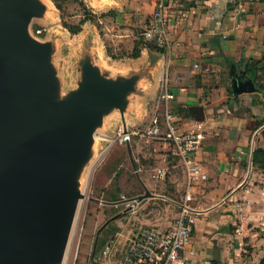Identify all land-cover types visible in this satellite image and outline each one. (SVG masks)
I'll list each match as a JSON object with an SVG mask.
<instances>
[{
    "label": "crops",
    "instance_id": "crops-1",
    "mask_svg": "<svg viewBox=\"0 0 264 264\" xmlns=\"http://www.w3.org/2000/svg\"><path fill=\"white\" fill-rule=\"evenodd\" d=\"M84 1L97 11L126 10L128 1L131 8L141 7V0ZM146 1L149 18L157 0ZM45 3L54 6L52 0ZM166 12L170 47L162 51L144 47L139 57L119 62L124 66L119 69L129 74L146 70L137 83L138 91L128 97H149L152 116L163 114L159 95L167 76L179 130L204 133L197 159L208 179L191 188L194 199L200 201L193 207L198 215L184 254L192 264H259L264 258V168L253 163V152L264 147V90L260 88L264 70L257 73L259 81L246 66L251 58H264V0H168ZM92 27L86 22L78 34L96 37ZM87 48L91 62L106 75L105 63L112 64L96 53L91 42ZM248 79L254 81L255 91H234L235 82ZM194 105L203 106V120L192 112ZM157 146L168 152L161 159L169 169L166 177L174 186L182 178L186 182L185 169L169 144L160 141ZM165 167H159L161 178ZM146 183L152 195H157L154 184ZM241 213L245 220L239 232ZM245 244H251L250 251Z\"/></svg>",
    "mask_w": 264,
    "mask_h": 264
},
{
    "label": "water",
    "instance_id": "water-1",
    "mask_svg": "<svg viewBox=\"0 0 264 264\" xmlns=\"http://www.w3.org/2000/svg\"><path fill=\"white\" fill-rule=\"evenodd\" d=\"M44 8L39 0H0V264H64L78 200L85 197L73 184L94 127L113 104L123 120L116 133L129 131L128 95L138 91L146 71L108 81L88 59L80 89L52 103L51 42L28 29ZM233 87L238 93L257 89L252 79ZM191 110L204 119L203 106ZM149 196L145 186L130 200Z\"/></svg>",
    "mask_w": 264,
    "mask_h": 264
},
{
    "label": "rangeland",
    "instance_id": "rangeland-1",
    "mask_svg": "<svg viewBox=\"0 0 264 264\" xmlns=\"http://www.w3.org/2000/svg\"><path fill=\"white\" fill-rule=\"evenodd\" d=\"M39 1L45 3V0ZM58 3L61 9L54 2V6H46L28 23V29L43 28L40 34H33L29 29L33 37L51 42L48 58L55 76L52 103L70 99L80 89L84 81L83 66L90 57L87 48L90 42L96 53L112 64L104 65L106 75H102L108 81L123 74L129 75L119 69L124 68L119 62L136 58L131 56L136 45L140 48V55L144 47L155 49L143 40L141 34L148 20L146 0L140 1V8H131L133 5L128 1L131 9L118 7L119 10L110 8L106 11H97V7L85 1L93 13V20L86 22L93 25L96 34L90 38L78 34L86 22L76 34L69 28L80 26L85 16L80 3L75 0H58ZM128 100L126 124L135 132L129 143H121L116 138V128L123 123L116 105L106 106L94 127L90 146L73 184V188L82 190L85 197L78 200L64 264H120L129 240L143 228L155 226L169 230L180 216L187 181L182 178L180 185L171 183L166 177L170 174L169 169L161 160L168 152L158 148L160 140L147 134L153 117L150 111L152 100L149 97L142 100L137 95L128 97ZM167 158L172 160L170 156ZM159 167L166 168L165 177H159ZM146 182H152L158 194L141 201L130 200L145 193ZM199 201L196 197L189 203L194 207ZM194 215L196 219L198 214ZM111 241V250L106 253ZM244 247L247 252L252 248L251 244Z\"/></svg>",
    "mask_w": 264,
    "mask_h": 264
},
{
    "label": "built area",
    "instance_id": "built-area-1",
    "mask_svg": "<svg viewBox=\"0 0 264 264\" xmlns=\"http://www.w3.org/2000/svg\"><path fill=\"white\" fill-rule=\"evenodd\" d=\"M168 0H157L153 13L149 16L145 28L142 30L144 41L154 42L158 48L170 47L169 20L167 16ZM42 33L43 28L34 30ZM198 67V64H195ZM169 79L164 77L162 93L159 102H162L163 114L152 117L151 125L147 134L160 141L169 144L171 151L176 155L187 174V191L181 205V213L175 226L169 230H161L155 226L143 228L132 237L122 254L120 264H192L184 254L185 247L190 243L195 228L194 208L189 201L194 198L191 188L194 185L208 179V174L203 170L197 159V151L204 140L202 131H180L177 117L171 102L174 94L168 91ZM133 131L117 129L116 138L121 143H129L133 137ZM160 174V170H159ZM158 174V175H159ZM238 209L243 207L237 204ZM245 216L239 217V232L244 228ZM112 241L108 244L105 252L111 250Z\"/></svg>",
    "mask_w": 264,
    "mask_h": 264
},
{
    "label": "trees",
    "instance_id": "trees-1",
    "mask_svg": "<svg viewBox=\"0 0 264 264\" xmlns=\"http://www.w3.org/2000/svg\"><path fill=\"white\" fill-rule=\"evenodd\" d=\"M56 5L58 6V8L61 9V6L58 3V0H53ZM78 3H80V5L82 6L83 10H84V18L81 20V24L80 26L76 27V28H72L71 26H69L70 30L72 33L76 34L78 32H80L82 30V25L88 21V20H93V13L91 10H89L87 8V4L85 3L84 0H75ZM144 40V39H143ZM147 43L150 44V46H152L155 49H158L159 51H162V48H158V46L152 42V41H145ZM132 57H139L140 56V48L136 45L133 49V52L131 54ZM264 70V58L262 59H254L251 58L248 60L247 66H246V71L249 73V75H255L256 79L259 80V76H257L259 71H263ZM260 81V80H259ZM260 88L264 90V84H260ZM262 135L264 137V128L262 129ZM253 163L255 165H258L260 168H264V147L262 146H258L255 148L254 152H253ZM259 264H264V258H262L259 262Z\"/></svg>",
    "mask_w": 264,
    "mask_h": 264
},
{
    "label": "bare ground",
    "instance_id": "bare-ground-1",
    "mask_svg": "<svg viewBox=\"0 0 264 264\" xmlns=\"http://www.w3.org/2000/svg\"><path fill=\"white\" fill-rule=\"evenodd\" d=\"M30 33V32H29ZM96 161H97V159L96 160H94V162L92 163V165H91V167L90 168H92V166L96 163Z\"/></svg>",
    "mask_w": 264,
    "mask_h": 264
}]
</instances>
